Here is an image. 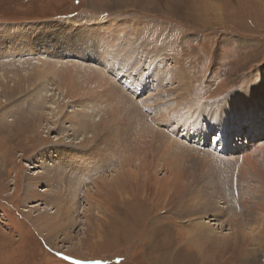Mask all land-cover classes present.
<instances>
[{"label":"rangeland","instance_id":"rangeland-1","mask_svg":"<svg viewBox=\"0 0 264 264\" xmlns=\"http://www.w3.org/2000/svg\"><path fill=\"white\" fill-rule=\"evenodd\" d=\"M201 215L264 239V0H0V264H264Z\"/></svg>","mask_w":264,"mask_h":264},{"label":"bare ground","instance_id":"bare-ground-1","mask_svg":"<svg viewBox=\"0 0 264 264\" xmlns=\"http://www.w3.org/2000/svg\"><path fill=\"white\" fill-rule=\"evenodd\" d=\"M74 22V21H73ZM74 25V24H73ZM36 33V32H35ZM54 37V36H53ZM74 46V45H73ZM192 69H190L189 71H192ZM95 72V71H94ZM104 72V71H103ZM91 73V72H90ZM245 93V92H244ZM246 94V93H245ZM257 94V93H256ZM184 99V97H183ZM187 99V98H186ZM188 100V99H187ZM183 102V101H182ZM253 106V104H252ZM196 110V109H195ZM197 110H201V107H198ZM200 112V111H199ZM196 114H197V111H196ZM206 116V115H205ZM203 118V117H202ZM247 118V116H246ZM200 119V118H199ZM249 119V118H247ZM250 120V119H249ZM195 123V122H194ZM188 124V123H186ZM187 126V125H186ZM204 126V125H203ZM186 129V128H185ZM187 130V129H186ZM184 132V131H183ZM186 134H188L186 132ZM171 146H169L168 148L171 149L173 147V144H169ZM167 147L165 148L164 152H166L167 150H169ZM174 150V149H173ZM221 150L225 151V147L222 148ZM171 151V150H170ZM208 153V152H207ZM168 155V154H167ZM177 156V154H176ZM181 158V157H180ZM168 159V158H167ZM192 159V158H191ZM213 160H215L214 158H212ZM246 160V158H245ZM161 161V160H160ZM173 161V160H172ZM171 161V162H172ZM175 161V160H174ZM166 162V160H165ZM168 162V161H167ZM204 162V161H203ZM145 163V162H144ZM206 164V161L204 162ZM214 163V162H213ZM203 164V163H202ZM225 164V163H224ZM165 165V164H163ZM171 165L170 163L167 165V167ZM207 165V164H206ZM173 166H174V162H173ZM172 166V167H173ZM176 166V164H175ZM200 166V165H199ZM182 167V166H180ZM207 167V166H205ZM171 167H169L170 169ZM167 169V168H166ZM174 169V168H173ZM202 169V168H200ZM145 171L147 170V167L144 169ZM143 170V171H144ZM199 170V169H198ZM141 171V170H140ZM144 171V172H145ZM176 171V169H175ZM178 171V170H177ZM172 172V170H171ZM188 172V171H187ZM130 173V172H129ZM177 173V172H176ZM183 172L180 171L177 173V175L175 173L174 176L177 178V182L180 183L181 185V181L179 182V177H181L183 174ZM142 174L141 172H138L137 170V173H135V175H140ZM222 174V173H221ZM185 175V174H184ZM122 178V177H121ZM182 178V177H181ZM180 178V179H181ZM221 178V177H220ZM226 178V177H225ZM105 180V179H104ZM103 180V181H104ZM192 180V179H191ZM100 181V180H99ZM102 181V182H103ZM100 182V183H102ZM227 182V181H226ZM105 183V182H103ZM185 183V182H182V184ZM96 184V183H95ZM106 184V183H105ZM103 184V186H107V184L105 185ZM101 185V184H100ZM171 185V184H170ZM169 184H167V186H162V187H158L157 185H153L154 187V190H156V194L159 195L160 197H162L165 202L167 201H174L175 200H178V201H183L185 203H190V200H194L193 197L184 193L179 192L178 189L180 188V185H178V187H174L173 185L170 186ZM138 186V185H137ZM141 187V186H140ZM139 187V188H140ZM168 187V188H167ZM95 188H96V191H98V189L100 188L99 187V182L98 184L95 185ZM103 188V187H101ZM142 189V188H141ZM104 191V190H103ZM140 191V190H139ZM230 191V190H229ZM163 192H166V194H163ZM172 192V193H170ZM141 193V192H140ZM108 195V194H107ZM90 197L92 198V196L90 195ZM187 197V198H186ZM98 198V197H97ZM99 199V198H98ZM100 200V199H99ZM236 201V200H235ZM100 202V201H99ZM159 203V202H158ZM177 203V202H176ZM175 203V205H176ZM181 206V205H180ZM33 207H36V206H33ZM175 207V206H174ZM177 207H178V204H177ZM194 208V207H193ZM230 209V208H229ZM178 211H181V210H178ZM188 211V210H187ZM186 212V210H185ZM53 213V212H51ZM177 213V211H176ZM187 213V212H186ZM195 213V212H194ZM224 214V213H223ZM214 215H217L214 214ZM214 215L212 217V219H209V218H206L205 215H201L200 221L194 223V225L192 223H190L188 226H187V231L189 233V236H188V245L192 246V247H195L196 250H198V255L201 257L199 258L200 260L202 259H206V261L212 259L213 257H216L218 258L220 261L223 259V256L227 253H230L232 257H234L235 259H246V260H249L250 258H253L254 256V251H253V247L254 246H257V248L260 250V252L258 253V255L261 253L264 252L263 250V247H264V239L260 236V232L258 233L259 236L255 233L256 230H254V222L253 220H248V222L245 223V225L243 226L242 222L241 221L243 218H241L238 222V220H220L218 221L216 218H214ZM220 215V214H219ZM222 215V213H221ZM190 216V215H189ZM221 217V216H220ZM219 218V217H218ZM60 219V218H59ZM221 219V218H220ZM259 220V219H258ZM218 221V223L216 222ZM57 222V221H56ZM212 222H214V224H211ZM196 224V225H195ZM225 224L230 227V233L226 234L225 230H224V227H225ZM44 225V224H43ZM61 225V223H60ZM40 226V225H39ZM53 228L51 229L52 232L55 231V230H60L61 227L58 226V222L57 223H49V227L50 228ZM46 227V228H47ZM38 228V227H37ZM263 228H264V225H263ZM41 229H45L43 226H41ZM228 229V228H227ZM262 232V230H261ZM264 232V231H263ZM262 234V233H261ZM256 236H258V239L256 238ZM251 241V244L253 245L251 247V244L249 245L247 242ZM250 247V248H249ZM200 253V254H199ZM262 258H264V253L263 255L261 256ZM209 258V259H208ZM259 257H257V259H259ZM201 260V261H202ZM257 261V260H256ZM255 261V263H256Z\"/></svg>","mask_w":264,"mask_h":264},{"label":"snow or ice","instance_id":"snow-or-ice-1","mask_svg":"<svg viewBox=\"0 0 264 264\" xmlns=\"http://www.w3.org/2000/svg\"><path fill=\"white\" fill-rule=\"evenodd\" d=\"M77 264H80V262H77ZM93 264H101V262L96 261V262H93Z\"/></svg>","mask_w":264,"mask_h":264}]
</instances>
